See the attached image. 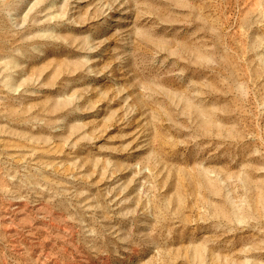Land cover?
Masks as SVG:
<instances>
[{
    "label": "rangeland",
    "instance_id": "obj_1",
    "mask_svg": "<svg viewBox=\"0 0 264 264\" xmlns=\"http://www.w3.org/2000/svg\"><path fill=\"white\" fill-rule=\"evenodd\" d=\"M0 264H264V0H0Z\"/></svg>",
    "mask_w": 264,
    "mask_h": 264
}]
</instances>
